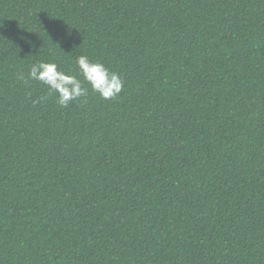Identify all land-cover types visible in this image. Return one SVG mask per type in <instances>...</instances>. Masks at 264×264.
<instances>
[{"label":"trees","instance_id":"trees-1","mask_svg":"<svg viewBox=\"0 0 264 264\" xmlns=\"http://www.w3.org/2000/svg\"><path fill=\"white\" fill-rule=\"evenodd\" d=\"M0 264H264V0H0Z\"/></svg>","mask_w":264,"mask_h":264},{"label":"clouds","instance_id":"clouds-1","mask_svg":"<svg viewBox=\"0 0 264 264\" xmlns=\"http://www.w3.org/2000/svg\"><path fill=\"white\" fill-rule=\"evenodd\" d=\"M76 66V73L66 72L54 61L37 60L30 66L27 77L21 74L19 78L25 82H40L47 88V94L41 100L55 96L56 102L64 108L81 97H87L89 87L104 100L114 99L122 92L123 79L102 62L80 55L76 59Z\"/></svg>","mask_w":264,"mask_h":264}]
</instances>
